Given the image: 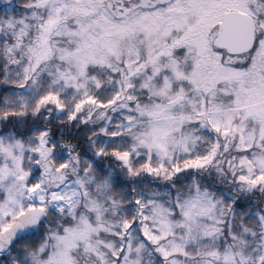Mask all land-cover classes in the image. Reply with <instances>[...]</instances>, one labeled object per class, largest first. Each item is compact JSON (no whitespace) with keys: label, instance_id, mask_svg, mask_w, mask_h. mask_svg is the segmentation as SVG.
I'll use <instances>...</instances> for the list:
<instances>
[{"label":"snow or ice","instance_id":"1","mask_svg":"<svg viewBox=\"0 0 264 264\" xmlns=\"http://www.w3.org/2000/svg\"><path fill=\"white\" fill-rule=\"evenodd\" d=\"M0 264H264V0H0Z\"/></svg>","mask_w":264,"mask_h":264}]
</instances>
